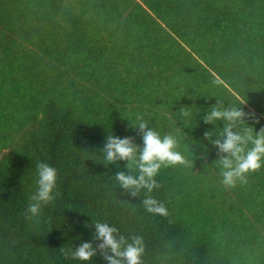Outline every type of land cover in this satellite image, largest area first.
<instances>
[{
  "label": "trees",
  "instance_id": "1",
  "mask_svg": "<svg viewBox=\"0 0 264 264\" xmlns=\"http://www.w3.org/2000/svg\"><path fill=\"white\" fill-rule=\"evenodd\" d=\"M217 100L264 127V0L0 1V264H107L65 251L100 243L97 222L142 236L143 264H264V164L221 184L203 135L223 122L202 119ZM138 116L193 163L155 178L168 217L122 195L126 162L99 158L108 135L143 146ZM41 162L55 199L26 219Z\"/></svg>",
  "mask_w": 264,
  "mask_h": 264
},
{
  "label": "clouds",
  "instance_id": "2",
  "mask_svg": "<svg viewBox=\"0 0 264 264\" xmlns=\"http://www.w3.org/2000/svg\"><path fill=\"white\" fill-rule=\"evenodd\" d=\"M240 105L225 106L222 101L217 100L202 117L205 124L223 122L222 131L213 133L206 130L203 139L217 149L218 159L214 163L220 168L221 184L225 189L235 188L237 184H247L248 176L258 172L264 164V127L254 132L252 127L246 126L245 119L249 114ZM186 109L187 107L182 108L179 113L183 117H190L192 114ZM137 121L136 125L130 124V127L138 130L142 147L137 146L132 137L108 135L100 150L102 158H99L105 166L117 164L118 161L126 162L127 171H118L114 176L119 188L123 190L122 195L138 197L143 191V210L152 216L168 217L169 211L165 204L152 195L155 189L161 187L155 178L161 168L189 167L193 163L177 150L179 144L175 135L166 134L161 137L141 117L138 116ZM213 135L216 137L214 140ZM36 167L37 190L30 197L26 219L38 218L42 206L55 199L53 193L57 169L44 162L38 163ZM94 227L93 239L100 243L94 247L92 243L82 242L74 251L67 249L65 251L69 258L87 262L99 254L107 264H143L141 258L145 253V243L142 236L120 235L118 229L108 223L97 222Z\"/></svg>",
  "mask_w": 264,
  "mask_h": 264
},
{
  "label": "crops",
  "instance_id": "3",
  "mask_svg": "<svg viewBox=\"0 0 264 264\" xmlns=\"http://www.w3.org/2000/svg\"><path fill=\"white\" fill-rule=\"evenodd\" d=\"M0 1H2V0H0Z\"/></svg>",
  "mask_w": 264,
  "mask_h": 264
}]
</instances>
